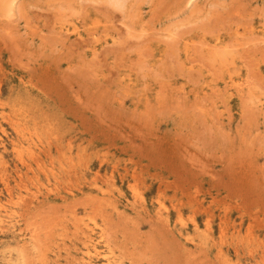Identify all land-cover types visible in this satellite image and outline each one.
<instances>
[{
    "label": "rangeland",
    "instance_id": "374dc122",
    "mask_svg": "<svg viewBox=\"0 0 264 264\" xmlns=\"http://www.w3.org/2000/svg\"><path fill=\"white\" fill-rule=\"evenodd\" d=\"M87 261L264 264V0H0V264Z\"/></svg>",
    "mask_w": 264,
    "mask_h": 264
},
{
    "label": "bare ground",
    "instance_id": "6f19581e",
    "mask_svg": "<svg viewBox=\"0 0 264 264\" xmlns=\"http://www.w3.org/2000/svg\"><path fill=\"white\" fill-rule=\"evenodd\" d=\"M113 2V1H112ZM123 2V1H122ZM162 216V215H161ZM164 216V215H163ZM159 218V217H158ZM167 220V219H166ZM9 221H11V220H9ZM167 222V221H166ZM11 223V222H10ZM9 223V224H10ZM13 223V222H12ZM4 225H5V223H4ZM11 226V225H10ZM196 228V227H195ZM197 230V229H196ZM187 232V231H186ZM188 235V234H187ZM179 236V235H178ZM184 236H186V235H184ZM187 238H188V236H186ZM202 238V237H201ZM207 238V237H206ZM190 239V238H189ZM206 240V239H205ZM88 241H90V240H88ZM210 241V240H209ZM86 242V241H85ZM84 242V243H85ZM205 242V241H204ZM206 243V242H205ZM88 244V243H87ZM204 244V243H203ZM96 245V244H95ZM94 245V246H95ZM99 245V244H98ZM85 248V247H84ZM88 250V249H87ZM208 250H210V249H208ZM84 251H86V250H84ZM105 251H106V249H105ZM101 252V251H100ZM84 256V255H83ZM94 256V255H93ZM95 256H98V255H95ZM111 257V256H110ZM92 258V257H91ZM108 258H109V254H108ZM93 259V258H92ZM94 259H96V258H94ZM110 260V259H109ZM84 261V260H83ZM90 261V260H89ZM93 261V260H92ZM112 261V260H111ZM99 262H100V260H99ZM102 262V261H101ZM89 262L87 261V264H88ZM90 264H92V263H90ZM112 264V263H111Z\"/></svg>",
    "mask_w": 264,
    "mask_h": 264
}]
</instances>
